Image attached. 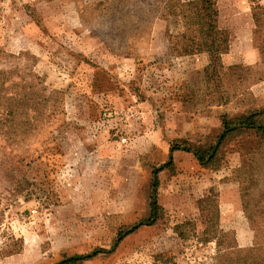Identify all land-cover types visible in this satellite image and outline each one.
<instances>
[{"label":"rangeland","instance_id":"obj_1","mask_svg":"<svg viewBox=\"0 0 264 264\" xmlns=\"http://www.w3.org/2000/svg\"><path fill=\"white\" fill-rule=\"evenodd\" d=\"M174 2L0 0V69H18L20 83L49 96L31 129L18 128L13 142L0 140V264H54L109 248L118 230L149 216L152 171L167 156L156 142L145 149L154 138L141 131L147 96L172 108L166 95L176 89L177 111L193 127L180 136L194 146L214 143L221 115L264 108V0H214L215 24L228 41L219 64L207 59L192 71L185 62L174 74L168 58L146 71L137 56L135 69L109 67L113 57L99 44L130 41L138 52L156 16L167 20L177 49ZM187 162L158 173L162 211L155 224L127 235L113 253L74 264H161L155 260L170 255L165 264H199L214 243L183 242L173 227L191 219L202 230L216 212L241 253L263 246L264 136L235 133L213 165Z\"/></svg>","mask_w":264,"mask_h":264},{"label":"trees","instance_id":"obj_2","mask_svg":"<svg viewBox=\"0 0 264 264\" xmlns=\"http://www.w3.org/2000/svg\"><path fill=\"white\" fill-rule=\"evenodd\" d=\"M169 1L172 2V0ZM175 1L176 6L173 4L174 9L171 13L180 17L183 23V31L177 35V49H174L177 55L206 52L209 55L208 66L214 63L219 64V56L227 51L228 41L225 30L218 28L215 24L214 0ZM253 18L255 21L258 20L257 13H253ZM1 53L5 54L3 51ZM17 72L18 69L9 71L0 69V140L2 141L13 142L12 140L18 134L16 132L18 128L24 129L23 131L31 129L33 122L41 115L39 111L45 107L49 98L37 92L31 82L20 83L17 80L19 77L15 76ZM263 113L264 108L233 117L227 114L221 115L220 131L214 143L208 146H194L186 138L174 139L170 143L167 160L152 171L149 216L141 218L126 229L118 230L115 241L109 248L94 249L86 254H73L54 264L80 263L102 253H113L127 235L142 226L155 224L162 211L156 199L159 185L158 173L173 165V152L183 150L192 153L201 166H211L215 162L219 146L233 134L253 130L264 136ZM211 216H207L208 221L202 230H198L191 219L178 222L173 227V231L183 242L190 237H196L201 243H214L213 253L199 264H264V245L247 248L241 253L237 248L238 244L233 237V232L224 230L219 225L218 212L212 213ZM171 260L173 255L161 256L155 261L165 264Z\"/></svg>","mask_w":264,"mask_h":264},{"label":"crops","instance_id":"obj_3","mask_svg":"<svg viewBox=\"0 0 264 264\" xmlns=\"http://www.w3.org/2000/svg\"><path fill=\"white\" fill-rule=\"evenodd\" d=\"M166 21L167 20L165 18L159 16L155 17L154 29L151 31L150 36H148L147 38L143 39L140 42V45L138 46L140 50L138 52L136 51V49L134 50L133 47L132 49L130 48V46L132 45L130 41L126 42L125 47L119 46L118 48H110V49L102 48L104 44H102L101 42L99 44L100 52L109 53L113 57V61L109 63L110 64L109 67L118 70L121 69V67L124 68L123 63H125L126 66L125 68L135 69L137 63L136 61L138 60V58L142 60L143 65L146 68V71L158 70L161 67L162 62L166 58H168L170 61L167 64L166 69L171 71V73L173 72L174 74H177V69L178 70L182 69L181 71H184L185 67L181 68V64L185 62L187 63L191 62V65L193 66V68H191L192 71H195L196 68L200 69L201 66H205L206 60L209 59V55L206 52H198L187 55H177L173 46L169 43V39L167 37ZM180 21L181 18L177 16V35L183 31V25L179 23ZM177 65L179 67H177ZM190 72L191 71H189V73ZM171 95L173 96L172 108L170 107L165 108L164 106H162V103L160 101L158 102V105L154 104L155 103L154 101L156 99L147 96L142 100L145 101L143 102L144 104L147 103L150 106L146 108L145 105L142 104L144 105V108L146 110L143 108L142 111L140 112V115L145 116L144 119L145 124L144 126H142L141 131L145 135L154 136L153 139L150 138L145 140V149L147 150H149L150 148L153 149V144H155L156 142V146H159V148L163 151L164 156L168 155L170 143L174 140L175 136H177V138H182V136L180 135L185 133L186 128H193L190 125V118L186 115V113L184 114L182 112L177 111V93L175 88H172V90L169 92V95L168 94L166 95L168 97L166 98L167 101H171L169 97ZM160 115H163V118L161 120L159 119ZM150 117H151V124H149ZM149 140L153 141V143H150ZM181 161H188L187 163H191L195 167V169L198 168L197 166L199 163L192 155V153H188L183 150L174 151L173 165L171 167H173L174 165L178 166L181 163ZM164 162H162L158 166L162 165ZM200 167L203 166L200 165ZM167 168L168 167L164 169Z\"/></svg>","mask_w":264,"mask_h":264}]
</instances>
